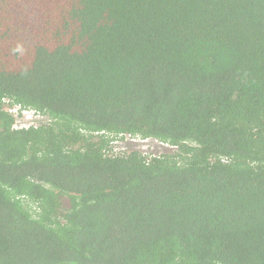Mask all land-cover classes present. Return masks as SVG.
Here are the masks:
<instances>
[{
  "label": "trees",
  "instance_id": "trees-1",
  "mask_svg": "<svg viewBox=\"0 0 264 264\" xmlns=\"http://www.w3.org/2000/svg\"><path fill=\"white\" fill-rule=\"evenodd\" d=\"M0 264H264V0H0Z\"/></svg>",
  "mask_w": 264,
  "mask_h": 264
},
{
  "label": "rangeland",
  "instance_id": "rangeland-1",
  "mask_svg": "<svg viewBox=\"0 0 264 264\" xmlns=\"http://www.w3.org/2000/svg\"><path fill=\"white\" fill-rule=\"evenodd\" d=\"M43 1H45V0H43ZM40 2H42V0H40ZM29 29H30L29 27H24L23 28L25 33H30ZM43 33H44V31L40 33L41 34L40 36H42ZM49 42H50V40H49ZM48 44L50 45V43H48ZM7 59L10 60V57H7ZM34 120L35 119H33V118H31L29 116V117H27L25 119H21L20 122L24 123V124L26 123L27 125H29V124H32V122H34ZM115 147L119 151H123V150L127 151L129 149H133L134 148V149H139L141 151H147V150L155 149L156 152H160V153L169 152V151L172 152L171 149H169V148L166 149L164 147H161V145L156 143V142H155V144H153L152 141H141L139 143H136V142H131V141H128V140H124V141H120L117 144V146H115ZM155 151H152V152H155Z\"/></svg>",
  "mask_w": 264,
  "mask_h": 264
},
{
  "label": "built area",
  "instance_id": "built-area-1",
  "mask_svg": "<svg viewBox=\"0 0 264 264\" xmlns=\"http://www.w3.org/2000/svg\"><path fill=\"white\" fill-rule=\"evenodd\" d=\"M11 112L14 114V116L17 119L16 127H20V128H26V127H28L30 124L27 125L26 123L25 124L24 123H21L20 120L21 119H25V118H27L29 116L31 118L35 119L34 122H32V124H34L37 121V119H38V116L34 112H31L30 110H22L21 107H14V108H12L11 109ZM127 139H128V141H131V142H136V143L141 142V141H137V140L130 139V138H127Z\"/></svg>",
  "mask_w": 264,
  "mask_h": 264
},
{
  "label": "clouds",
  "instance_id": "clouds-1",
  "mask_svg": "<svg viewBox=\"0 0 264 264\" xmlns=\"http://www.w3.org/2000/svg\"><path fill=\"white\" fill-rule=\"evenodd\" d=\"M126 140H128V139H126ZM149 141V140H148ZM119 142H117V144H118ZM117 144L115 145V146H117ZM161 145V147H164V148H166V149H171L172 151H175L176 150V148L175 147H172V146H166V145H162V144H160Z\"/></svg>",
  "mask_w": 264,
  "mask_h": 264
}]
</instances>
